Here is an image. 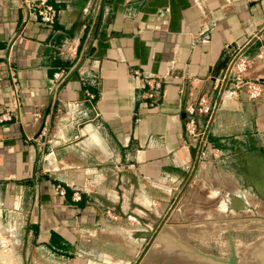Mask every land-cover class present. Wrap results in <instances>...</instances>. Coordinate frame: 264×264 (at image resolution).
<instances>
[{
    "label": "crops",
    "instance_id": "crops-1",
    "mask_svg": "<svg viewBox=\"0 0 264 264\" xmlns=\"http://www.w3.org/2000/svg\"><path fill=\"white\" fill-rule=\"evenodd\" d=\"M47 3L50 26L0 0V211L21 219L26 258L79 255L110 223L138 242L185 197L231 216L264 207V0ZM236 52L262 94L228 80L192 143L184 108L214 105Z\"/></svg>",
    "mask_w": 264,
    "mask_h": 264
},
{
    "label": "rangeland",
    "instance_id": "rangeland-1",
    "mask_svg": "<svg viewBox=\"0 0 264 264\" xmlns=\"http://www.w3.org/2000/svg\"><path fill=\"white\" fill-rule=\"evenodd\" d=\"M187 198L185 197L180 203L176 200L167 212L164 210L162 214L164 218L162 224L157 226V231L162 230L163 233L167 226L264 224V207L258 209L253 206V209L245 212L244 215L231 216L221 209L191 203ZM106 215L112 221L120 218L112 211L107 212ZM150 227L151 223L144 221L141 239L133 242L128 240L129 237L125 239L121 235V222L110 223L101 228L103 235L96 234L87 248L86 244L81 245L82 253L79 255L69 258H49L43 251H37L38 258H34V252L30 251L29 257L26 258L22 221L16 215L2 210L0 211V264H135L140 255L139 251L142 252L148 242L147 234ZM155 244L144 255L140 264L144 263Z\"/></svg>",
    "mask_w": 264,
    "mask_h": 264
},
{
    "label": "water",
    "instance_id": "water-1",
    "mask_svg": "<svg viewBox=\"0 0 264 264\" xmlns=\"http://www.w3.org/2000/svg\"><path fill=\"white\" fill-rule=\"evenodd\" d=\"M261 34L252 38L249 44ZM236 61L237 58L230 60L224 73V85L218 92L200 146L206 142L208 128L224 91L226 76ZM198 163L199 159L195 162V170ZM161 231L148 236V242L135 264H140L154 243L143 264H264V224L167 226L163 233Z\"/></svg>",
    "mask_w": 264,
    "mask_h": 264
},
{
    "label": "built area",
    "instance_id": "built-area-1",
    "mask_svg": "<svg viewBox=\"0 0 264 264\" xmlns=\"http://www.w3.org/2000/svg\"><path fill=\"white\" fill-rule=\"evenodd\" d=\"M23 5L28 11L35 15L39 21L45 25L50 26L54 23L56 18V11L52 6L47 3V0H23ZM240 52L232 53L231 61L237 58V61L233 64L231 70L226 76V82L230 80L234 86V90L230 92L231 95L237 94L238 91L242 90L247 98L250 100L258 99L262 94V86L255 82H250L245 80V75L247 73V63L246 61L240 59ZM56 79L60 76L56 75ZM225 75L219 81V83H224ZM213 111V104H211L205 96H200L194 101L187 104L184 108L185 121H184V135L192 143H201L202 136L205 129H199L197 122L198 118L203 116L206 118L205 125H208L210 115ZM79 198L77 197V200Z\"/></svg>",
    "mask_w": 264,
    "mask_h": 264
}]
</instances>
